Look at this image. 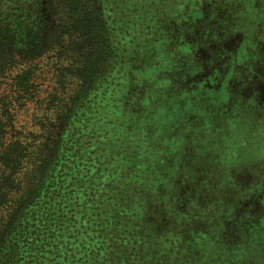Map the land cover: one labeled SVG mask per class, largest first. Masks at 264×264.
<instances>
[{"label":"rangeland","instance_id":"1","mask_svg":"<svg viewBox=\"0 0 264 264\" xmlns=\"http://www.w3.org/2000/svg\"><path fill=\"white\" fill-rule=\"evenodd\" d=\"M81 1L108 36L105 68L83 92L96 132L127 123L136 106L141 144L164 159L153 169L190 218L197 260L264 264V0ZM70 56L49 51L0 76L16 131L37 133L80 88ZM24 70L33 91L19 99L11 85Z\"/></svg>","mask_w":264,"mask_h":264},{"label":"trees","instance_id":"2","mask_svg":"<svg viewBox=\"0 0 264 264\" xmlns=\"http://www.w3.org/2000/svg\"><path fill=\"white\" fill-rule=\"evenodd\" d=\"M107 47L101 14L81 0H0V76L63 50L80 87L30 136L16 131L15 109L3 100L0 264H203L189 239L190 218L153 169L164 159L141 144L142 111L135 106L127 123L94 129L97 109L83 104V92L104 70ZM33 82L22 71L13 96L29 97ZM8 131L15 133L9 139Z\"/></svg>","mask_w":264,"mask_h":264}]
</instances>
